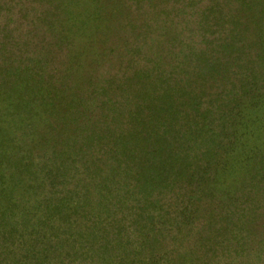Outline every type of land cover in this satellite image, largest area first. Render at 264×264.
Instances as JSON below:
<instances>
[{
	"label": "trees",
	"instance_id": "1",
	"mask_svg": "<svg viewBox=\"0 0 264 264\" xmlns=\"http://www.w3.org/2000/svg\"><path fill=\"white\" fill-rule=\"evenodd\" d=\"M233 1L230 14L201 3L204 47L152 53L144 28L118 75L85 84L74 74L80 52L63 73L39 60L7 63L17 47L0 26V172L14 181L0 182V234L21 264H237L254 243L264 246V113L256 108L264 89L250 57L258 35L245 15L251 1ZM170 15L166 27L175 25ZM209 82L215 92L206 95ZM20 176L40 180L44 192V230L29 240V212L12 203ZM173 220L169 250L157 236Z\"/></svg>",
	"mask_w": 264,
	"mask_h": 264
},
{
	"label": "rangeland",
	"instance_id": "2",
	"mask_svg": "<svg viewBox=\"0 0 264 264\" xmlns=\"http://www.w3.org/2000/svg\"><path fill=\"white\" fill-rule=\"evenodd\" d=\"M195 1L199 3L189 6V0H0V26L5 24L8 37L11 38L10 42L17 47L16 52L11 55V61L7 63L15 64L18 60L25 62L39 60L42 64L46 63L49 71L59 70L63 73L69 57L80 52L82 53L80 61L82 67L79 70L76 69L74 74L77 73L76 75L84 84L90 79V75L95 77L92 79L93 82H103L112 75L119 74L118 71L126 64L124 52L129 47V43L135 39L139 43L145 30L148 36L146 50H151L152 53L160 50V54L164 55L168 49L173 48L177 51L181 46L185 50L194 45L202 48L204 47L203 32L199 31L201 26L199 27L196 21L199 20V15L201 16L203 6L214 1L222 7V13L227 14H230L231 6L234 9L238 8L233 0ZM250 1L251 10L245 15L248 16L250 29L258 35V38L254 37L250 50L253 82L264 89V0ZM201 3L203 8L200 6ZM174 7L180 9L178 14ZM182 7H186L184 12L181 10ZM171 13L172 15L177 14L172 19L175 25L166 27L165 21L171 18ZM68 29H70L69 35L67 34L68 41L72 44L71 46L66 45L62 39L63 34L68 33L66 32ZM216 36L217 34H212L207 40H213ZM157 46L158 49H156ZM166 63L168 66L173 62L167 61ZM182 71L183 73L189 72L186 68ZM194 71L197 72L195 69ZM195 72H190L192 78L187 79L192 83V87H196L199 81L194 78ZM181 76L185 77V74ZM210 84V82L206 83L204 87L206 95L215 92ZM200 91L202 90L198 88L197 92ZM262 96L256 99L259 102L256 108L259 109L260 114L264 113V95ZM20 146L24 147L23 144ZM7 172L6 170L0 172V182L3 179L5 185L12 186L13 177L10 178L11 174ZM37 177H39L38 174ZM31 178L30 181L28 177L21 178L23 182L20 189L13 193L18 199L12 200L17 207H23L26 212H29L24 217L26 227L23 230V238L28 240V234L38 231L42 233L44 230V219L38 208L44 192L38 187L40 180L32 181L33 177ZM31 207H34L32 211H30ZM259 211L263 213L262 210ZM207 212L209 213L205 211ZM260 219L258 225L264 221V217ZM168 224L170 225L169 232H164V236L157 237L168 246L169 250H172L169 245L176 240L174 236L176 222L173 220ZM197 224L201 227L204 221L201 219ZM201 229L195 228L192 233L195 238L203 241L205 232ZM15 243H17L16 240ZM29 244L30 241L28 246ZM191 247L197 248L195 245ZM252 248L253 251L245 252L241 258L234 259V262L264 264V246L257 249L254 243ZM13 249L14 246L4 241L0 234V264H21L19 254L13 253ZM188 256V259L194 263L198 252L193 251V254H188ZM230 257L234 258V253H231ZM38 258L41 257L38 255Z\"/></svg>",
	"mask_w": 264,
	"mask_h": 264
}]
</instances>
